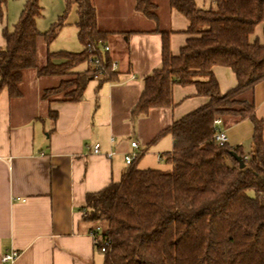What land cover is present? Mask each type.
Wrapping results in <instances>:
<instances>
[{
	"label": "trees",
	"instance_id": "trees-1",
	"mask_svg": "<svg viewBox=\"0 0 264 264\" xmlns=\"http://www.w3.org/2000/svg\"><path fill=\"white\" fill-rule=\"evenodd\" d=\"M12 31L4 30L7 46L0 49V92L22 97L25 72L37 68L40 39L50 44L65 26L59 17L42 33L37 21L43 15L41 0H23ZM8 0H0V14ZM200 8L195 0H170L189 21L192 36L179 56L170 50V31L162 35V66L144 78L141 97L132 109L133 119L153 109H172L173 87L194 85L210 102L163 129L174 139L165 155L168 169H140L136 161L119 182L87 197L84 221L100 227L98 251L103 264H264V120L256 113L254 91L264 81V44L250 37L264 23V0H212ZM76 8L78 40L83 50L47 52L39 77H61L56 87L43 91L49 102H80L95 74L88 65V47L108 45L112 35L98 25L93 0H66ZM135 11L158 22V7L151 0H135ZM67 11V12H68ZM106 68L113 61L104 57ZM87 64L84 72L76 69ZM230 68L237 85L222 93L212 72ZM117 72H108L114 80ZM103 81V80H101ZM53 113V112H52ZM56 119L57 114L54 113ZM230 119L253 123L254 153L242 147L215 142L214 122ZM234 154L241 156V167ZM140 157V156H139ZM110 242L105 252L101 247Z\"/></svg>",
	"mask_w": 264,
	"mask_h": 264
},
{
	"label": "crops",
	"instance_id": "crops-1",
	"mask_svg": "<svg viewBox=\"0 0 264 264\" xmlns=\"http://www.w3.org/2000/svg\"><path fill=\"white\" fill-rule=\"evenodd\" d=\"M151 1L158 7V22L137 13L135 0H93L100 29L112 34L107 44L119 68L114 80L91 81L82 101L49 102L36 91L37 101L30 103L29 90H22L25 76L21 98L11 99L7 88L0 92V264L11 250L19 252L14 264H103L93 238L98 226L84 221L88 195L119 182L129 168L126 156L134 152L140 154L138 168L155 169V162L173 151L174 139L168 134L151 143L154 138L210 102L194 85H175L174 108L131 117L144 78L162 66L160 32H171L170 50L176 57L192 38L188 19L171 7L170 0ZM195 2L200 8L213 6L212 0ZM23 5L24 1L20 11ZM11 12L7 2L0 14V49L7 46L4 30L12 31L19 19ZM256 40L264 44V23L250 37L251 43ZM87 68L85 64L76 70ZM212 72L222 93L236 87L230 68L215 66ZM45 79L49 77L36 73L31 88ZM254 102L257 116L264 120V81L255 88ZM229 126L223 127L228 144L242 147L246 156L254 153L253 123L244 120ZM237 131H244V137L238 139ZM248 135L251 150L245 153L242 143ZM96 144L99 154L94 153Z\"/></svg>",
	"mask_w": 264,
	"mask_h": 264
},
{
	"label": "rangeland",
	"instance_id": "rangeland-1",
	"mask_svg": "<svg viewBox=\"0 0 264 264\" xmlns=\"http://www.w3.org/2000/svg\"><path fill=\"white\" fill-rule=\"evenodd\" d=\"M22 3L23 0H8V4L12 10L11 15L12 17L14 15L15 19H18L20 17L22 10L20 11L19 8ZM41 6L43 8V15L40 19H38L37 27L42 33L47 32L52 26V24L58 21L59 17L66 15V19L64 28L60 32L59 36L52 41V43L47 45L44 40L40 39L38 44L37 68L25 72V78L27 81L25 82V84H23L24 87L22 88V90H24L25 92L29 90L28 98L30 103H35L37 101L35 95L36 91L38 92V96L39 93L41 96L43 93V90H41L42 88L47 86H57L61 80V77H49V79L40 81L39 86L35 85L33 86V88H31V80L35 78V74L37 73V71L47 64V52L67 51L72 53H78L81 52L83 49V46L78 40V28L76 27L78 16L76 13V8L73 7L68 11L66 7V0H41ZM84 66L85 64L81 65V68H84ZM90 85H94V83H91ZM229 124H231L230 119H226L223 123V127L229 128ZM234 134L236 137H238V139H240L241 137H244L245 132L242 131L241 134H239L237 131V134ZM242 145L245 153H248L251 150V142L249 135L247 136L246 142H243ZM163 156L165 157V155ZM155 163L156 168L164 170L169 168V166L165 164V158L162 159V162Z\"/></svg>",
	"mask_w": 264,
	"mask_h": 264
},
{
	"label": "built area",
	"instance_id": "built-area-1",
	"mask_svg": "<svg viewBox=\"0 0 264 264\" xmlns=\"http://www.w3.org/2000/svg\"><path fill=\"white\" fill-rule=\"evenodd\" d=\"M88 51L89 53H92V55L90 56L89 60H88V65L90 66V68L92 69V71L95 74V80H108V72H117L118 68H119V64L116 60H113L110 66V69L106 68V64H105V60L104 57L107 53H111V47L109 45H102L100 46V49H97V47H93V46H89L88 47ZM136 77L133 76L132 79H135ZM215 125V142L219 145V146H224L226 144L229 143L228 137L225 134L223 127H222V120L221 119H217L214 122ZM132 147L134 149H138V143L136 142H132ZM94 153L95 154H99L100 153V145L96 144L94 146ZM114 153H110L107 156L109 158H111L113 156ZM140 154L138 152H134L132 154H129L128 156H126V164L128 166L132 165L138 158H139ZM101 229L100 227H98L97 229H95L93 231V238L95 240V244L96 246L98 245V233H100ZM110 245V242H106L102 247H101V251L105 252L107 249V246ZM19 257V252L16 250H11L9 252H6L1 259V263L2 264H14L15 261L17 260V258Z\"/></svg>",
	"mask_w": 264,
	"mask_h": 264
},
{
	"label": "water",
	"instance_id": "water-1",
	"mask_svg": "<svg viewBox=\"0 0 264 264\" xmlns=\"http://www.w3.org/2000/svg\"><path fill=\"white\" fill-rule=\"evenodd\" d=\"M234 157L236 158V160L238 161V163L240 164L241 167H244V160L241 156H238L237 154H234Z\"/></svg>",
	"mask_w": 264,
	"mask_h": 264
}]
</instances>
